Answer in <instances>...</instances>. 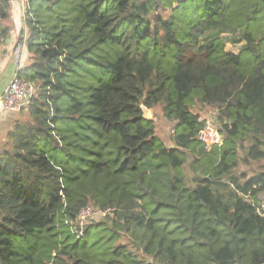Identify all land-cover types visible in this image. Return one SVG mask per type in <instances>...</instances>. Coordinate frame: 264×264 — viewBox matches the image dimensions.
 I'll list each match as a JSON object with an SVG mask.
<instances>
[{"label": "trees", "instance_id": "trees-1", "mask_svg": "<svg viewBox=\"0 0 264 264\" xmlns=\"http://www.w3.org/2000/svg\"><path fill=\"white\" fill-rule=\"evenodd\" d=\"M23 1L36 90L0 149V264H264V166L240 173L264 164V0Z\"/></svg>", "mask_w": 264, "mask_h": 264}, {"label": "rangeland", "instance_id": "rangeland-1", "mask_svg": "<svg viewBox=\"0 0 264 264\" xmlns=\"http://www.w3.org/2000/svg\"><path fill=\"white\" fill-rule=\"evenodd\" d=\"M13 2V1H12ZM11 15H12V21L14 23L21 22L23 20V23H25V15L21 10V5L19 6L18 4L13 2L12 9H11ZM24 27V26H23ZM13 31H16V27L14 28ZM12 31V34H13ZM19 31V30H18ZM20 33L17 37V43L15 44L14 50L12 51V55L15 59L16 57V47L18 42L21 40L23 37V32L20 30ZM228 39V35L226 37ZM226 50L232 53H238L240 51L241 45H235L233 44L230 40H227L226 43ZM6 46H0V50H3ZM28 58V57H27ZM16 61V59H15ZM24 61V60H23ZM26 64V62H23V66ZM194 111L196 113H199L202 119H205L208 121V124H212L214 126L219 127L218 122H217V111L215 109H211L208 107H196L194 108ZM24 119V114L20 112H11V113H5L3 114L2 117H0V149L2 148L3 145H5L7 141V133L10 131L13 127L14 124L17 123L19 120ZM152 119L155 121L156 128H157V135L158 137L167 145V146H173L172 142V136L174 133V126L172 123L166 121L163 118V114L161 111V108H157L154 111H152ZM264 164L263 163H253L250 166H242L240 168V173H248L250 176L253 175L254 173L260 171L263 168ZM105 215L100 214L95 212L91 217H89L85 222L82 228L84 229L91 223H99L104 219Z\"/></svg>", "mask_w": 264, "mask_h": 264}, {"label": "built area", "instance_id": "built-area-1", "mask_svg": "<svg viewBox=\"0 0 264 264\" xmlns=\"http://www.w3.org/2000/svg\"><path fill=\"white\" fill-rule=\"evenodd\" d=\"M13 1V0H12ZM21 10L25 15V2L21 0ZM16 47V63L21 64L22 54L26 49V33H24ZM35 86L26 80L19 79L16 76L10 82V85L5 93V95L0 99V113H11L19 112L23 108L29 105L31 97L35 93ZM198 141L205 145L207 149H212L216 146H222L224 142V137L220 131L212 124H208L198 135ZM261 207L259 208V213L264 215V195L260 196ZM95 212L103 214L106 213L102 211L93 209L92 207L87 208L82 211L79 224L82 227L84 222L91 217Z\"/></svg>", "mask_w": 264, "mask_h": 264}, {"label": "crops", "instance_id": "crops-1", "mask_svg": "<svg viewBox=\"0 0 264 264\" xmlns=\"http://www.w3.org/2000/svg\"><path fill=\"white\" fill-rule=\"evenodd\" d=\"M13 2L18 4L19 6L21 4V0H13ZM15 27L17 29V33H20L21 32L20 30H22L25 33L27 32V28L25 26V23H23V20L22 23L21 22L15 23ZM17 33L16 31H13L12 37L8 41L7 46L3 50H0V99L5 95L10 85V82L16 76L18 70L28 65L27 49H25L22 54L21 64H17L12 55V51L14 50L15 44L18 41L17 37L19 34ZM23 62H26L24 66H23ZM3 114L5 113H0V117H2Z\"/></svg>", "mask_w": 264, "mask_h": 264}, {"label": "water", "instance_id": "water-1", "mask_svg": "<svg viewBox=\"0 0 264 264\" xmlns=\"http://www.w3.org/2000/svg\"><path fill=\"white\" fill-rule=\"evenodd\" d=\"M143 118L147 121L152 120V111L145 106H142Z\"/></svg>", "mask_w": 264, "mask_h": 264}]
</instances>
